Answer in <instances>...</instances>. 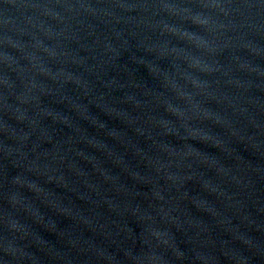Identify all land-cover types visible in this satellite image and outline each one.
<instances>
[{
  "label": "water",
  "instance_id": "water-1",
  "mask_svg": "<svg viewBox=\"0 0 264 264\" xmlns=\"http://www.w3.org/2000/svg\"><path fill=\"white\" fill-rule=\"evenodd\" d=\"M0 264H264V0H0Z\"/></svg>",
  "mask_w": 264,
  "mask_h": 264
}]
</instances>
